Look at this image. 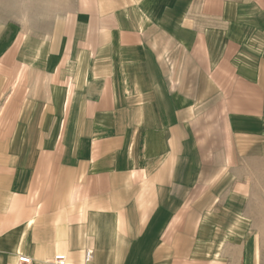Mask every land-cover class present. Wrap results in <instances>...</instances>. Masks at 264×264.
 Instances as JSON below:
<instances>
[{"label": "crops", "instance_id": "crops-1", "mask_svg": "<svg viewBox=\"0 0 264 264\" xmlns=\"http://www.w3.org/2000/svg\"><path fill=\"white\" fill-rule=\"evenodd\" d=\"M217 1L224 7L215 13L218 28L211 34L215 47L208 75L215 103V159L206 163L184 150L172 155V144L180 151L194 142L189 127L171 124L172 117L187 119L188 110L173 109L170 96L153 90L141 108L132 105L115 113L159 121L154 131L162 135L157 142L164 148L146 159L139 158L134 125L131 142L57 143L44 140L54 134L51 128L24 124L30 115L24 106L20 123L0 132V264H20L18 255L29 257L30 264H54L56 254L65 255L67 264H264V0ZM11 2L0 0L4 57L12 48ZM27 14L25 9L26 20ZM40 35L29 50L37 54L35 68L46 71L52 94L66 103L61 85L72 81L77 64L73 69L74 61L54 45L47 54L52 60L40 61L39 54L48 53L39 48L44 47ZM121 64L115 63L118 69ZM83 66L78 68L108 65ZM9 71L4 67L5 80ZM105 85L107 80L101 88ZM95 91L87 89L80 106L72 105L74 99L68 108L58 105L51 117L61 112L75 119L117 117L108 113V99ZM33 112L35 120L47 113ZM86 130L92 134L90 125ZM257 147L260 157H252ZM86 250L92 251L88 263Z\"/></svg>", "mask_w": 264, "mask_h": 264}, {"label": "rangeland", "instance_id": "rangeland-1", "mask_svg": "<svg viewBox=\"0 0 264 264\" xmlns=\"http://www.w3.org/2000/svg\"><path fill=\"white\" fill-rule=\"evenodd\" d=\"M11 1V54L0 55V132L8 125L20 123L19 111L24 106L30 114L24 124L51 128L54 134H43L44 140L46 137L57 143L84 142L90 138L93 142H131L134 125L133 136L138 139L139 158L146 159L150 153L153 156L155 151L159 153L164 148L163 143L157 142L162 135L154 131L159 121L139 116L122 117L115 113L119 110L123 113L132 105L136 110L147 104L148 95L153 90L161 97L165 94L170 96L173 109L188 110L187 119L172 117L171 124L189 127L188 136L194 142L191 141L187 149L181 148L180 151H175L172 144V155L184 150L188 157L202 158L206 163L215 159V117L211 116L215 112V103L208 75L212 67L211 47H215V36L211 34L218 28L215 13L221 14L224 7L217 0H188L187 5H182L180 0ZM254 8L247 5L245 9L254 11ZM25 9L27 20L26 15L23 18ZM39 34L43 39L38 40L44 41V47L39 45V48L48 52L39 54L40 61L52 60L47 58V54L50 57L55 51L52 50L54 45L64 53L66 60L74 61L71 62L74 63L73 69L77 64V69L71 70L74 71L72 81L68 79L61 85L65 89L63 99L67 108L70 99H74L72 105L84 104L81 99L85 91L92 88L96 90L95 94L108 99V113L118 118L75 119L73 116L62 117V112L60 117H51V113L57 114L58 105L64 103H58L59 96L52 94L46 71L35 68L37 54L29 50L36 46ZM64 57L62 55V59ZM116 62L124 65L121 64L118 69ZM88 63L108 66L101 70H97V65V69L95 66L92 69L78 68ZM4 67L10 68L6 80ZM104 73H107L106 77L99 76ZM105 80L108 85L101 88ZM37 97L40 102H35ZM42 99L45 101L44 109L40 107ZM32 102L35 107L29 108ZM92 107L93 110L99 109L96 104ZM38 109L47 113L44 117L40 115V120H35L33 111ZM88 125L92 134L86 133ZM211 129L214 133H210ZM5 136L11 138L14 135ZM201 137L207 140L195 142ZM251 153L252 157H260L258 147L251 149ZM261 221L264 225V220Z\"/></svg>", "mask_w": 264, "mask_h": 264}, {"label": "built area", "instance_id": "built-area-1", "mask_svg": "<svg viewBox=\"0 0 264 264\" xmlns=\"http://www.w3.org/2000/svg\"><path fill=\"white\" fill-rule=\"evenodd\" d=\"M92 257V251L86 250L85 252V263H88L91 260ZM19 263L20 264H30L31 259L29 257L18 255ZM54 264H67L66 256L63 254H56L53 257Z\"/></svg>", "mask_w": 264, "mask_h": 264}]
</instances>
